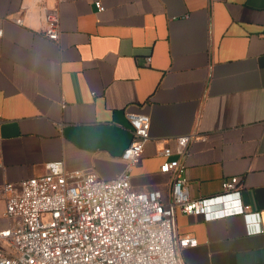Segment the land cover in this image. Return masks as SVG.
<instances>
[{
  "label": "crops",
  "instance_id": "1",
  "mask_svg": "<svg viewBox=\"0 0 264 264\" xmlns=\"http://www.w3.org/2000/svg\"><path fill=\"white\" fill-rule=\"evenodd\" d=\"M0 29V188L57 161L116 178L133 139L126 112L145 114L134 189L171 202L161 166L179 158L206 201L204 215L177 212L176 236L198 240L183 263L264 264V0H0ZM235 176L242 190L224 193ZM5 214L0 195V230Z\"/></svg>",
  "mask_w": 264,
  "mask_h": 264
},
{
  "label": "built area",
  "instance_id": "2",
  "mask_svg": "<svg viewBox=\"0 0 264 264\" xmlns=\"http://www.w3.org/2000/svg\"><path fill=\"white\" fill-rule=\"evenodd\" d=\"M95 5L99 12L105 10L101 1ZM45 19L46 36L58 41L59 17L47 14ZM15 23L22 26L23 20ZM126 118L133 139L122 154L125 169L116 178L69 170L64 161H57L48 163L42 176L0 188L6 219L11 221L0 230V264H184L181 253L197 247L198 240L176 236L177 212L204 215L206 201L191 197L179 158L161 166L162 173L174 176L171 202L160 191L134 189L131 170L150 140L151 118L128 111ZM190 140L191 136L176 139L181 152ZM160 154L174 155L169 146ZM242 188L237 176L222 183L224 193Z\"/></svg>",
  "mask_w": 264,
  "mask_h": 264
}]
</instances>
